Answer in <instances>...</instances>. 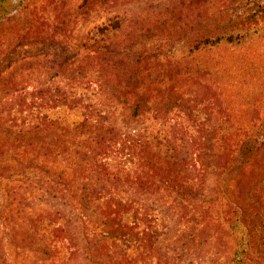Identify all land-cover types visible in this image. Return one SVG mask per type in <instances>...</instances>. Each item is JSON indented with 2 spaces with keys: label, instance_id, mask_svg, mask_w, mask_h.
Listing matches in <instances>:
<instances>
[{
  "label": "trees",
  "instance_id": "trees-1",
  "mask_svg": "<svg viewBox=\"0 0 264 264\" xmlns=\"http://www.w3.org/2000/svg\"><path fill=\"white\" fill-rule=\"evenodd\" d=\"M213 1L0 0V228L39 263L264 264V119L193 62L264 6Z\"/></svg>",
  "mask_w": 264,
  "mask_h": 264
},
{
  "label": "rangeland",
  "instance_id": "rangeland-1",
  "mask_svg": "<svg viewBox=\"0 0 264 264\" xmlns=\"http://www.w3.org/2000/svg\"><path fill=\"white\" fill-rule=\"evenodd\" d=\"M64 1L69 11L78 13L77 7L82 0ZM226 1L214 0L210 6L211 12L222 8ZM255 1L264 6V0ZM141 6L128 5L125 11L133 12ZM113 12L93 13L88 21H80L77 16L79 21L72 26L74 33L84 36ZM193 58L198 80L217 88L224 107L236 120L245 117L250 120L256 112L264 119V18L256 27L240 34V38L234 43L204 49L194 54ZM166 125L144 120L137 126L123 128L122 131L128 134L134 129L137 133H143L153 129H166ZM0 264L41 263L31 252L15 245L12 239L8 238L7 231L0 228Z\"/></svg>",
  "mask_w": 264,
  "mask_h": 264
}]
</instances>
